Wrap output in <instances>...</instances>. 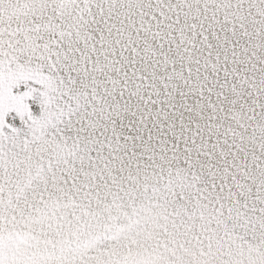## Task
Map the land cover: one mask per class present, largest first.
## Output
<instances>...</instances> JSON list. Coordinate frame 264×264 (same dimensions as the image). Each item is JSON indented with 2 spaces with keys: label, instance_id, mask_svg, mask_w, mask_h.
I'll use <instances>...</instances> for the list:
<instances>
[{
  "label": "snow or ice",
  "instance_id": "1",
  "mask_svg": "<svg viewBox=\"0 0 264 264\" xmlns=\"http://www.w3.org/2000/svg\"><path fill=\"white\" fill-rule=\"evenodd\" d=\"M0 264H264V0H0Z\"/></svg>",
  "mask_w": 264,
  "mask_h": 264
}]
</instances>
